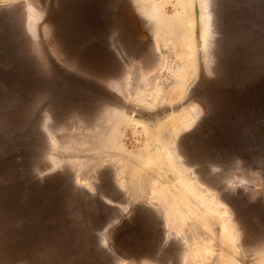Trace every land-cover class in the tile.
Segmentation results:
<instances>
[{
  "label": "rangeland",
  "instance_id": "obj_1",
  "mask_svg": "<svg viewBox=\"0 0 264 264\" xmlns=\"http://www.w3.org/2000/svg\"><path fill=\"white\" fill-rule=\"evenodd\" d=\"M133 1L0 0V264H264V7Z\"/></svg>",
  "mask_w": 264,
  "mask_h": 264
},
{
  "label": "water",
  "instance_id": "obj_2",
  "mask_svg": "<svg viewBox=\"0 0 264 264\" xmlns=\"http://www.w3.org/2000/svg\"><path fill=\"white\" fill-rule=\"evenodd\" d=\"M241 1L242 4L239 5L241 6V10L244 16L246 17L247 15H252L255 10V6L251 4L250 0ZM238 2V0H216L219 8L217 11L218 16L220 15L223 20H226L228 18L227 12L229 10V7L234 4H238ZM259 3L264 7V0H256V5L259 6ZM241 30L245 33H247V31L248 33H250L249 28L246 29L245 27L241 28ZM231 32L233 33V30ZM233 34L231 36H235ZM239 34L242 35V33ZM240 50L242 52V48ZM252 59V56L247 55L245 63L248 64L250 61H252ZM263 79L264 77L261 76V78H258L255 82H251L250 84L243 83L242 85L240 84V86L229 84L224 86H214L212 88H209L208 90L203 89L204 94H206V91L209 92L208 100H206V98L204 97V101L207 104L208 111L212 118H214L216 122H220L222 124H225L224 126H228L231 122H234V119H240L241 115L239 114H243L246 112L248 113L251 111L254 112L252 109H249L250 107H253H249V104L255 103L256 97L253 98L252 96H257L259 92L261 93L262 91H264V86L261 84L264 83L262 81ZM240 92H243L247 97L251 98L247 101L244 100L243 106L239 105L238 96H240ZM256 102L258 103V101ZM245 105H248V107H245Z\"/></svg>",
  "mask_w": 264,
  "mask_h": 264
},
{
  "label": "bare ground",
  "instance_id": "obj_3",
  "mask_svg": "<svg viewBox=\"0 0 264 264\" xmlns=\"http://www.w3.org/2000/svg\"><path fill=\"white\" fill-rule=\"evenodd\" d=\"M190 1L191 0H185L184 2H185V5H186V11H187V13H189V9H190V5H188L189 3H190ZM205 1V0H204ZM203 2V1H202ZM148 10V12H152V9H147ZM89 15V14H88ZM203 22H204V19H203ZM204 24H206V23H204ZM188 25H189V27L192 25L191 24V22H190V20H189V18H185V20H184V29L185 28H188ZM191 28V27H190ZM189 28V29H190ZM79 29L80 30H86L85 28H80L79 27ZM85 34L83 35V33H80L81 34V36H86L87 38H88V36L90 37V35H89V33H87V32H84ZM87 33V34H86ZM171 95V94H170ZM141 169H143V168H141V166L139 167V166H135L133 169H132V171L128 174V177H129V179H130V181H131V183H132V185H135L136 183H137V179H138V177L141 175L140 173V170ZM144 170V169H143Z\"/></svg>",
  "mask_w": 264,
  "mask_h": 264
},
{
  "label": "crops",
  "instance_id": "obj_4",
  "mask_svg": "<svg viewBox=\"0 0 264 264\" xmlns=\"http://www.w3.org/2000/svg\"><path fill=\"white\" fill-rule=\"evenodd\" d=\"M129 5H130V7H131V9H132V11H133V13H134V15H135V13L137 14L138 12H137V9H136V6H135L133 0H129ZM124 20H125V21H128V23H129V20H127L126 17H125Z\"/></svg>",
  "mask_w": 264,
  "mask_h": 264
},
{
  "label": "flooded vegetation",
  "instance_id": "obj_5",
  "mask_svg": "<svg viewBox=\"0 0 264 264\" xmlns=\"http://www.w3.org/2000/svg\"><path fill=\"white\" fill-rule=\"evenodd\" d=\"M135 2V1H134ZM136 6V5H135ZM137 8V7H136ZM135 15L138 17V14L135 13ZM141 20V19H140ZM142 21V20H141Z\"/></svg>",
  "mask_w": 264,
  "mask_h": 264
}]
</instances>
